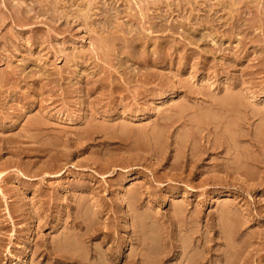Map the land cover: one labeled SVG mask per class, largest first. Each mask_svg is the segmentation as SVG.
<instances>
[{
  "label": "rangeland",
  "instance_id": "rangeland-1",
  "mask_svg": "<svg viewBox=\"0 0 264 264\" xmlns=\"http://www.w3.org/2000/svg\"><path fill=\"white\" fill-rule=\"evenodd\" d=\"M88 1L0 0V264H264V0Z\"/></svg>",
  "mask_w": 264,
  "mask_h": 264
},
{
  "label": "bare ground",
  "instance_id": "bare-ground-1",
  "mask_svg": "<svg viewBox=\"0 0 264 264\" xmlns=\"http://www.w3.org/2000/svg\"><path fill=\"white\" fill-rule=\"evenodd\" d=\"M89 1H90V0H89ZM89 1H88V2H89ZM114 1H116V0H114ZM88 2H87V3H88ZM98 3H99V2H98ZM110 3H111V2H110ZM78 4H79V3H78ZM93 4H94V3H93ZM85 6H86V5H85ZM224 6H225V5H224ZM64 7H65V6H64ZM83 7H84V6H83ZM94 7H95V6H94ZM100 7H101V6H100ZM87 9H88V8H87ZM96 9H97V8H96ZM234 9H235V8H234ZM83 12H84V11H83ZM85 12H86V10H85ZM63 13H64V12H63ZM85 15H86V14H85ZM90 18H91V17H90ZM83 19H84V18H83ZM117 19H118V18H117ZM92 27H93V26H92ZM106 49H107V48H106ZM104 262H105V261H104ZM104 262H103V263H104ZM105 264H107V263L105 262Z\"/></svg>",
  "mask_w": 264,
  "mask_h": 264
}]
</instances>
